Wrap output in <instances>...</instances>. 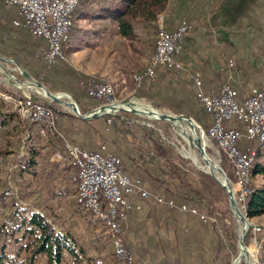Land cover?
<instances>
[{
    "label": "trees",
    "instance_id": "16d2710c",
    "mask_svg": "<svg viewBox=\"0 0 264 264\" xmlns=\"http://www.w3.org/2000/svg\"><path fill=\"white\" fill-rule=\"evenodd\" d=\"M95 3L100 6V10L96 14H90V19L98 20L100 18H110V21L116 23L121 35L132 38L135 35L136 26L138 25L141 28H154L155 31L156 16L167 7L168 0H78L73 12L74 19L78 16L82 17L83 15H87L92 5ZM1 5H3L2 0H0V7ZM0 13V17H2L4 21V24H0V28L13 27L27 30L13 23V15L17 14V12L12 15L8 11L1 10ZM74 21L75 20H73L72 28L74 27L73 25H75ZM27 31L28 34L31 35V44L34 46L33 50L19 53L14 52L12 49L7 50L1 48L0 53L13 57L15 62L18 63L22 69H27L34 78L49 89L68 90L78 104L80 111L85 112L87 110V105H84L82 102V98L85 96L83 94L85 93L87 95L84 85V75L69 66L64 58H58L54 64H47L42 56V50L45 47L44 39L33 35L29 30ZM37 50L38 53H36ZM145 81L146 79L142 80V83L137 85L140 86L139 88L142 90H140L142 96L146 94V89L148 87L150 89L152 85L157 86L155 83L150 85L151 82ZM58 82H61V84H58ZM0 89L11 91V88L2 83H0ZM172 89L174 88L167 87V90L153 88L152 94L160 95V98H162L160 102L171 109L173 108V111L187 112L204 130L208 124L209 118L208 113L201 103L199 102L198 109L201 111L200 114L203 116L202 118L196 114L197 108L193 105L194 101L192 102L189 100V97H187L185 93L175 95ZM145 96H147V94ZM89 98L87 104L90 106L98 105L99 100L104 102L103 99L96 97L89 96ZM49 105L56 112L57 116L67 115L72 118L77 117L73 113L62 111L53 104ZM125 113L127 112L125 111ZM82 120L88 121L85 118ZM56 124L61 134L49 129H47L44 134H41L37 131L34 122L21 119L11 104L0 97V163H2V165L5 163H16V167L12 170V174L16 184L19 186L22 197L30 198L34 193L42 192L45 185H49L48 198L53 199L55 196L60 199L64 198L70 204L74 205L76 207L75 209H78L80 214L86 216L91 223L88 210L76 200V182L72 179L74 170L67 161V152L63 140V137L66 138V135L57 120ZM111 124L113 125L112 130L114 133L118 132L119 126L116 121L112 120ZM25 133L29 135L30 141L28 142L26 150L20 154L21 138ZM241 142L243 144H248L255 150L249 169V176L244 183L247 191L242 195V198L238 200L242 213L247 217H252L264 212V146L258 145L256 141L242 140ZM149 143L153 155L156 154L166 157L168 153L167 148L164 143L158 139L156 134L155 136L150 135ZM54 153H61L64 156L63 160L56 162L51 160L50 157ZM130 153L131 152L125 150L126 155ZM220 154L223 161L221 167L225 171L230 182H235L237 179L232 168H230L229 161L222 152H220ZM137 155V158L132 161L131 166L128 167L125 165V167H123L125 168L124 171L130 176H135L130 174L131 171L136 172V175L140 173L141 176L138 177H140L142 181L144 179L148 180V182L152 184L151 186L161 190L165 198L172 199L177 203L184 202L198 209L204 208V210L208 212L218 210L219 208L221 218L228 215V213L230 214L225 189L209 173L195 170L194 177L188 178L186 171L179 163L174 164L170 161V174L167 178H163L158 172L155 173L153 170H146L141 163L140 154ZM139 158L140 160H138ZM136 160L137 163L133 166V162ZM167 172H169V170ZM255 175L260 176V183L252 181L251 178ZM141 202L142 204L149 203L151 205V217L154 224L162 218L158 225L165 230H172L174 245L170 247V250L171 252L174 251L180 254V256L176 257V260L181 264L182 260L179 261L178 259H185L184 251L187 253L191 251L194 238H190V236L193 235L188 233L189 224H187V222H195L200 225H204L206 222L199 220L191 214H184L185 216L182 220L181 212L174 208H168L164 205L158 206L154 201L147 199H141ZM35 205L36 206L32 207L30 205L20 204L14 187L7 184L6 180L0 177V236L14 235V233L22 230L21 238L27 239L29 237L24 245H20V248L27 250L28 254L26 256L27 258L23 261L21 260L19 264L24 262L25 264H34L37 254L45 256V264H63L66 253L70 255L73 260L81 263L83 254L87 253L86 246L79 241L73 232L69 230H57L53 222L50 221L49 215L41 210L43 208L41 202H36ZM182 221H184V223ZM91 224L93 226L94 224H99L104 227L103 237L109 243L104 223L98 221L92 222ZM99 234L100 232H96V238L100 241L101 237ZM93 241L95 243L96 240L92 238L91 242ZM164 244L167 246L166 243ZM165 247L163 251L166 253L168 250H166ZM111 253L113 256L110 255V258H112L115 264H127L118 260L114 256L113 251H111ZM259 253L261 260L264 262V238L260 240ZM100 254L103 255L106 253ZM166 258L165 256L164 264H167ZM11 260H14V257L5 251V246H0V264H7L8 261H10L11 264ZM222 260V264H228L230 259L229 257H224ZM169 264L173 263L169 262Z\"/></svg>",
    "mask_w": 264,
    "mask_h": 264
},
{
    "label": "rangeland",
    "instance_id": "374dc122",
    "mask_svg": "<svg viewBox=\"0 0 264 264\" xmlns=\"http://www.w3.org/2000/svg\"><path fill=\"white\" fill-rule=\"evenodd\" d=\"M190 2L191 0H168L167 7L161 12L164 23L166 21L172 24L177 20L179 22L182 19L186 20L189 18V9H191V7L187 8V6ZM203 4L204 3L202 2V5ZM201 9L203 10V7H201ZM82 17L78 16L74 19V23L77 28L75 25H73L74 27L71 30L70 39L66 45L67 47H65L63 50L64 60L69 66L81 72L85 77L94 76L98 80L109 81L114 87V95L109 100H103L104 102L99 100V103L96 106H90L87 104L90 98L84 93L83 95L85 96L82 98V102L84 105H87V110L85 112L80 111L82 114L87 113L104 103L114 104L132 100L140 104L149 105L159 113H168L172 116H183L185 114L190 116L187 112L173 111V108L171 109L160 102V100H162L160 95L152 94L153 88L167 90V87H170L174 88L172 90L175 95L185 93V95L189 97V100L192 102L194 101L193 105L195 108H197L196 114L201 116V111L198 109L199 101L195 96L194 86L192 84L191 70H189L188 73H180L169 69H163L161 67L157 68L154 73L155 75H153L151 78H147L145 82H151L150 85L155 83L158 87L153 85L150 86V89L148 87L146 89L147 96H145L146 94L142 96L140 93V86L135 85L132 75L135 72L142 70V68L148 63V60L152 54L155 34L154 28H141L138 25L136 26L135 35L132 38L111 33L110 35L102 36L100 41L96 39L98 37L93 36L90 32L92 31L93 27L99 25L102 26L99 23L100 21L89 18L82 19ZM109 22L111 26H117L115 22ZM77 46L80 48H77ZM0 66V77L3 80H7V75L10 74V81L7 84L12 85V88L17 89L18 87L16 84L19 83L22 86L20 89L30 91L36 97H41L44 102L53 104L55 107L60 108L61 110H67V112L73 113L77 116L74 117V119H78V114L72 110V104L69 103L70 100L74 98L68 90L49 89L43 84L45 88H47L52 93H64L60 95L59 99H52L50 96L45 95V91L42 88L36 85V81H40L34 78L27 69H22L19 66V68L11 70L9 67L15 66L14 61L8 62L2 59H0ZM31 77H33L35 80ZM59 83L61 84V82H58V84ZM78 109L80 110L79 106ZM125 111L127 113H125ZM54 113L58 122V116L55 111ZM202 117L203 116H201V118ZM108 118H111L110 123L107 122ZM191 118L195 124L199 125V123L193 117ZM87 120H95L93 121L94 124H98L97 122H99V124H104L105 127L108 126L109 130L107 129L104 132L105 136L103 133L101 136L102 138H108L110 145L114 148H117V150L119 149L118 153H116L121 156L122 167H125V165L128 167L131 166L132 161L137 158L136 155L140 154L141 163L145 169L153 170L155 173L158 172L163 178H167L169 176L171 162L174 164L179 163L180 166L186 171L188 178L194 177L195 170H201L208 173V170L201 167V165H203L202 161L194 162L191 157L186 155L188 152H190L194 153L197 157H200V151L197 147L193 146L190 148V146H188L184 138L178 132V127L175 126L170 120L163 118H149L136 111H129L121 108L109 112L103 111L102 114H99L96 117H89ZM112 120H115L119 126V131L116 133H114L112 130ZM104 126L103 129H106ZM194 130L199 137L198 140L200 142L202 139H204V144L202 145L203 151L207 157L210 158L211 161H213L223 171L224 177L228 181L231 191L233 192L235 204L241 211V206L238 204V197H236L237 195L235 193L238 185L235 182H230V180L227 178L225 171L221 167L223 161L220 152L216 150V146L212 139L206 138L204 136L201 137L196 126H194ZM155 134L167 148L168 153L166 157L156 154L153 155L151 153L149 139L150 135L155 136ZM29 141L30 139L25 133V135H23L21 138L20 154L26 150ZM121 148L124 149L123 152H121ZM125 150L128 152L131 150V153L126 155ZM52 155L50 157L51 160H53ZM138 160H140V158ZM136 163L137 160L133 162V166ZM15 167L16 163H5L3 165L0 163V177L6 180L7 184L14 187L20 204L34 207L36 206V202H41L43 206L41 210L49 215V219L53 222L55 228L57 230H69L73 232L79 241L82 242L87 248V253L83 254V260L81 263L76 262L66 253L63 264H99L100 261L97 259L100 257L105 260L104 264H115V262L112 261V258H110V255H112L111 245L103 237L104 227L102 225L94 224L93 226L91 224L92 221L90 223L86 216L80 214L78 209H75L76 207L70 204L64 198L60 199L56 196L53 199L48 198L49 185H45L42 192H40L41 194L36 192L33 196H30V198L22 197L19 186L16 184L12 174V170ZM168 170L169 172H167ZM130 174L141 176L140 173H137L136 175V172L132 171ZM251 179L255 183L261 182L259 175H255ZM143 181L147 187L152 189L155 188L154 186H151L152 184L148 182V180L144 179ZM228 206L230 208L229 201ZM199 210L204 211L208 215H213L216 220L211 223L206 222L204 225L196 224L195 222H188L190 226L188 233L193 235L190 236L191 239L194 237L191 245V251L188 253L184 251L185 259L179 258L178 260H182L181 264H222V258L229 257L230 260L228 264H234L232 260L235 258L234 256L239 250V234L243 232L241 230L242 228L238 216L232 212L231 208L230 214L228 213V215H225L222 218L220 217L219 208L218 210H212L210 212L204 210V208ZM245 220L250 225L246 227L245 231L243 232L242 242L248 248L254 240L256 242H260L264 236V212L252 217L246 216ZM21 231L22 230L14 233V235H8L6 237L0 236V246H5V251L14 257V260H11V264H19L21 260L23 261L27 258V250L21 249L20 245H24L28 241L29 237L27 239H22ZM163 231L164 233H167V230L163 229ZM96 232H100V241L96 238ZM92 238L96 240L95 243L94 241L91 242ZM169 240L170 244L168 242L165 249L171 251L170 247L174 245L173 234L172 238L170 237ZM159 250L160 249L157 251ZM100 253H106L107 255H101ZM246 253H248V251L244 249L236 264H244L246 262ZM170 255V258H166L167 264H169V262L173 264H180L176 260V257L180 256V254L174 252ZM152 256L146 260H143V258L142 260L137 259V261L141 262L142 264H164V258H158L159 256L157 258H153ZM42 257V254H37L34 264H45V259ZM133 263L135 264V262ZM7 264H10V261H8ZM21 264H25V262Z\"/></svg>",
    "mask_w": 264,
    "mask_h": 264
},
{
    "label": "built area",
    "instance_id": "2783aa9c",
    "mask_svg": "<svg viewBox=\"0 0 264 264\" xmlns=\"http://www.w3.org/2000/svg\"><path fill=\"white\" fill-rule=\"evenodd\" d=\"M7 6H15L21 18L13 19L17 26L28 29L33 35L42 37L46 46L42 56L49 65L64 52L73 24V12L78 0H3ZM153 51L148 63L132 77L135 85L155 75L157 68L188 73L189 69L178 56L179 43L191 24L180 20L173 28L167 29L162 13L156 16ZM234 65L232 58H226L223 66ZM202 74L192 71L191 79L197 100L208 113V124L202 136L210 138L215 148L229 161L236 176L238 200L247 191L244 186L255 150L242 140L256 141L264 146V69L260 79L250 83L243 97L237 96L236 89L227 81L221 82L216 89L205 88ZM87 95L109 100L114 95L113 84L86 76ZM17 89L22 86L17 83ZM0 97L9 102L23 120L32 121L36 129L44 134L47 129L58 131L53 108L29 92L6 91L0 89ZM111 122V118L107 119ZM236 123V124H235ZM240 124V127L238 126ZM59 134H61L59 132ZM67 161L73 168L72 179L76 182V200L88 210L92 222L102 221L105 225L109 244L114 256L127 264L133 263L134 254L127 248L125 236L130 220V211L142 208L141 199L152 200L158 205L174 208L183 214H191L203 222H214L208 215L195 206L184 202L177 203L165 198L157 187H147L138 176H130L122 167L121 156L105 142L98 148H89L69 141L63 137ZM62 158L64 157L61 155ZM252 240V239H251ZM252 252L246 253L244 264H264L259 257L260 242L253 241Z\"/></svg>",
    "mask_w": 264,
    "mask_h": 264
},
{
    "label": "crops",
    "instance_id": "0c3cea01",
    "mask_svg": "<svg viewBox=\"0 0 264 264\" xmlns=\"http://www.w3.org/2000/svg\"><path fill=\"white\" fill-rule=\"evenodd\" d=\"M191 1L192 3L190 2L188 5V8L191 7V9H189L190 17L188 16L187 21L191 22L192 27L184 34L179 43V58L191 72L198 71L202 74V84L205 88L216 89L221 82L227 80L236 89L237 96L243 97L249 84L259 80L264 69V0ZM201 7H203V10ZM1 10L8 11L12 15L17 12L18 15L14 14L13 19L21 18L15 6H7L3 2L0 7ZM99 10L100 6L96 3L93 4L89 13L83 16L82 19L89 18L90 14H96ZM98 20L102 26L98 24L99 26L93 27L90 31L93 36L98 37H95L96 39L100 40L102 36L111 33L121 35L117 26L109 24L110 18H100ZM3 22L2 17H0V24ZM177 23L178 20L172 24L165 21L164 24L167 29H171ZM27 30L13 27L0 28V49H12L14 52L19 53L33 50L31 35L28 34ZM77 48L80 47L77 46ZM36 53H38V50ZM0 55L2 60L14 61L15 66H7L9 69L19 68L13 57L3 53H0ZM226 58H232L234 65L230 68L223 66V69L220 70L219 67L224 64ZM9 76L10 74L7 75V80L0 77V83L11 88V91H25L12 88V85L7 84L10 81ZM25 92L33 94L30 91ZM62 111L67 112L63 109ZM82 119L79 116L78 119L67 115L58 116V123L69 141L89 148H98L101 143L105 142L118 153L119 149L117 150V148L111 146L108 138H102L101 136L102 133L105 136L104 132L108 129V126L105 127L104 124H99V122L94 124L93 121L95 120L83 121ZM103 126L106 129H103ZM238 126L240 127V124ZM123 151L124 149L121 148V152ZM61 155V153H54L52 159L62 161L64 157L62 158ZM151 212L152 207L149 203L142 204L140 210L130 211L125 243L134 254L135 264H142L137 259L142 260L144 258L143 260H146L153 254V258L158 256V258H164L165 256L170 258V254L174 253L171 251L165 253L162 249L166 246L164 243L168 244L169 242L170 244L169 238H172V230L168 229L167 233H164V228L158 225L162 218L160 217L161 219L154 224ZM184 216L181 213L182 220ZM182 222L184 223V221ZM6 236L8 235H2V237ZM158 249L160 250L157 251ZM42 258L45 259V256L43 255ZM97 260L100 261L99 264L105 262L102 257Z\"/></svg>",
    "mask_w": 264,
    "mask_h": 264
},
{
    "label": "bare ground",
    "instance_id": "6f19581e",
    "mask_svg": "<svg viewBox=\"0 0 264 264\" xmlns=\"http://www.w3.org/2000/svg\"><path fill=\"white\" fill-rule=\"evenodd\" d=\"M37 85V84H36ZM40 87V86H39ZM42 88V87H40ZM44 91L45 89L42 88ZM46 92V91H45ZM64 94V93H62ZM61 94V95H62ZM119 107H126V108H135L138 110V113L146 116V117H149V118H163V119H166V120H170L175 126L178 127V132L180 133V135L184 138L185 142L188 144V146L191 147H197L200 151V157H197L194 153H190L188 152L186 155L191 157V159L194 161V162H203V165H201L202 168L210 171L214 176H216L218 178L219 181H221L222 183H224V185L226 187H228L231 191V188L229 186V183L228 181L226 180V178L224 177V175L218 171V168L216 166V164L211 161L210 158L207 157V155L205 154V152L203 151V154H202V151L200 149V146L199 144H204V139L201 140V142L199 141H196L197 138H199L194 130V126L193 128L190 127L191 124L194 125V122L193 120L191 121L189 119V117H185V116H172V115H169L167 116L168 118H164L161 116V113H159L157 110L153 109L151 106L149 105H144V104H140L136 101H125V102H122V103H114V104H108L104 107V111H107V110H116L117 108ZM190 134V135H189ZM197 138H196V137ZM232 195H233V192L231 191ZM239 221H240V224H241V230L244 232L245 229H246V225H247V221L245 220V218H242V217H239ZM254 246L253 244L250 245V247H244V249H246V251L248 252H252ZM238 262V260H235L234 261V264H236Z\"/></svg>",
    "mask_w": 264,
    "mask_h": 264
},
{
    "label": "water",
    "instance_id": "95a60500",
    "mask_svg": "<svg viewBox=\"0 0 264 264\" xmlns=\"http://www.w3.org/2000/svg\"><path fill=\"white\" fill-rule=\"evenodd\" d=\"M31 78L34 79L33 77H31ZM34 80H35V79H34ZM36 84H37L38 86L44 88L45 91H46V92H45V95L50 96L52 99H59L60 95L63 93V92L52 93V92L49 91L47 88H45V86H44L42 83L36 81ZM69 103L72 104V106H71V107H72V110H73L76 114H78L79 117H81V118H85V119H87V118H89V117H96L97 115L102 114L103 111H104V107H105L106 105L109 104V103L101 104L100 106L96 107L95 109H93V110H91V111H89V112H87V113L82 114V113L80 112V110L78 109L77 103L75 102L74 99H71ZM119 108L124 109V110H129V111H136V112H138V110L135 109V108H126V107H119ZM119 108H117V109H119ZM117 109H116V110H117ZM109 111H111V110H107L106 112H109ZM160 113H161V112H160ZM161 116L164 117V118H168L167 116H169V114H168V113H161ZM183 116L189 117V119L192 121V118H191L190 116H188L187 114H185V115H183ZM193 126H196V127L198 128L199 135L202 137L201 128H199L198 124H195V122H194V125L191 124L190 127L193 128ZM195 137H196V136H195ZM196 138H197V137H196ZM196 141L199 142L198 138L196 139ZM199 146H200V149H201L202 154H203V145H202V144H201V145L199 144ZM216 166H217V165H216ZM217 168H218V171L221 172V173L224 175V173H223V171L221 170V168H220L219 166H217ZM208 173H210V174L213 176V178H214V179H215V180H216V181H217V182H218V183H219V184L225 189V191H226V193H227V196H228V201H229V205H230V208H231L232 212H233L235 215L239 216V217L246 218V216H245V215H244V214L238 209L237 205L235 204V201H234V198H233V195H232L230 189H229L228 187H226V186L224 185V183H222L221 181H219L218 178H217L216 176H214L210 171H208ZM249 225H250V224L247 222L246 227H248ZM242 235H243V232H242L241 234H239V238H238V248H239V250H238V253L234 256L235 258H233L232 262H234V260H238V259L240 258V256H241V254H242L243 251H244V247H245V245H244L243 242H242Z\"/></svg>",
    "mask_w": 264,
    "mask_h": 264
}]
</instances>
